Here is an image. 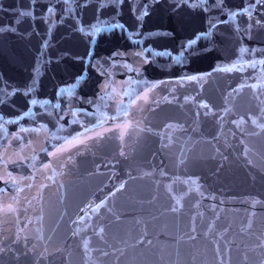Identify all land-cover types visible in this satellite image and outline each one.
I'll list each match as a JSON object with an SVG mask.
<instances>
[{
    "label": "snow or ice",
    "instance_id": "snow-or-ice-1",
    "mask_svg": "<svg viewBox=\"0 0 264 264\" xmlns=\"http://www.w3.org/2000/svg\"><path fill=\"white\" fill-rule=\"evenodd\" d=\"M8 41L26 75L0 72V264H264V0H0ZM158 58L181 71L149 79ZM62 64L79 68L38 98ZM234 166L261 191L226 187ZM81 173L106 182L79 198Z\"/></svg>",
    "mask_w": 264,
    "mask_h": 264
},
{
    "label": "water",
    "instance_id": "water-1",
    "mask_svg": "<svg viewBox=\"0 0 264 264\" xmlns=\"http://www.w3.org/2000/svg\"><path fill=\"white\" fill-rule=\"evenodd\" d=\"M2 2L5 6H9L14 3V0H2ZM235 2H239V0H235ZM90 15L91 13H89V16ZM125 19H127V17H125ZM146 27L148 29L154 30L152 22H149ZM225 37L226 33H222L221 38ZM257 39L260 38L258 37ZM97 40L99 42V51H101L103 54H107V50L109 49L124 45V40L120 38V33L118 30L111 34L101 33L100 36L97 37ZM249 43L251 46H256L255 40ZM14 44H16L15 41H8L7 43L0 44V72H6L10 77L19 79L22 74L26 75V69L21 64L13 63L11 60V48ZM165 46L172 47V44L170 41L165 39H159L154 45V47H156L158 50H162V48ZM17 47L19 48V45H17ZM230 47V44H224V49H228ZM221 54L226 55L227 53L226 51L222 50ZM207 64L208 61L206 59H196L190 64L186 71L207 70ZM166 65L167 58H158V63L146 67V76L149 79H163L181 71L179 68L168 67ZM77 68H79V65H77L76 68H72L71 66L62 64L59 67H56L54 72L48 73V75H46L42 80V86L38 98H49L53 92V85L55 83H59L61 80L68 79L70 72L76 71ZM223 84V81H213L207 85L205 90L206 97L210 101L218 103L219 88H222ZM84 91L87 92L89 89H84ZM241 103H243V101H241ZM22 105L23 101H18V107ZM36 110H39L38 107ZM40 146L42 145H38V147ZM115 147V144H108L105 147L104 152L111 154L115 150ZM98 155L100 154L98 153ZM101 171L106 172L104 169ZM67 179L75 182L73 185V191L79 198H84L85 196L89 195L90 192L95 191V189L98 186H101L102 183L106 182V175L87 177L86 174L81 173ZM222 182L226 187L230 188L231 191L237 193L261 191V183L259 180L255 185H253L248 180L245 173L235 166L231 169L225 170ZM146 191V181H130L128 190L125 193L118 194L117 205L121 208H129L133 201L139 196L146 194ZM137 255H139V253H137Z\"/></svg>",
    "mask_w": 264,
    "mask_h": 264
}]
</instances>
